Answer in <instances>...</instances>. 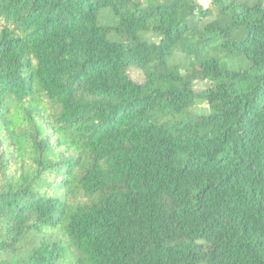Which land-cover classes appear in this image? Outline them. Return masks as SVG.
Segmentation results:
<instances>
[{"label":"trees","instance_id":"obj_1","mask_svg":"<svg viewBox=\"0 0 264 264\" xmlns=\"http://www.w3.org/2000/svg\"><path fill=\"white\" fill-rule=\"evenodd\" d=\"M0 264H264V0H0Z\"/></svg>","mask_w":264,"mask_h":264},{"label":"rangeland","instance_id":"obj_2","mask_svg":"<svg viewBox=\"0 0 264 264\" xmlns=\"http://www.w3.org/2000/svg\"><path fill=\"white\" fill-rule=\"evenodd\" d=\"M199 1L203 6L208 5V0H199ZM173 59L176 62H179V63L182 62V58L179 54H176ZM128 75L135 82H141L143 79L142 71L139 68L134 67V66H130L129 71H128ZM203 86H204V82H195V89L200 90L203 88ZM198 109H200V110L206 109V106L201 105L200 108H198Z\"/></svg>","mask_w":264,"mask_h":264}]
</instances>
